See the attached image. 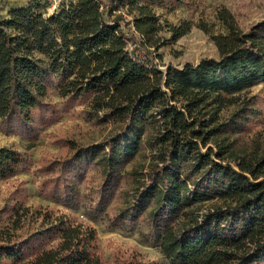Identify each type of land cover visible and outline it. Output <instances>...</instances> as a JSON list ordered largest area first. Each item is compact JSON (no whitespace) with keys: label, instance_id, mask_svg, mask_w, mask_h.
<instances>
[{"label":"trees","instance_id":"1","mask_svg":"<svg viewBox=\"0 0 264 264\" xmlns=\"http://www.w3.org/2000/svg\"><path fill=\"white\" fill-rule=\"evenodd\" d=\"M39 1L0 16V128L37 138L59 112L48 101L52 91L64 106L83 105L89 120L112 127L98 143L67 140L70 154L47 166V195L76 202L95 169L96 214L113 227L139 225L143 239L173 261L264 264V152H241L229 140L251 128V101L241 95L264 85V19L243 30L219 8L226 29L212 35L219 56L163 71L131 53L129 39L154 60V51L191 30L190 22L164 24L156 7L190 0H70L48 15ZM233 106L242 107L224 116ZM24 162L0 147V178L17 175ZM128 177L127 203L109 214ZM24 210L17 203L0 221V264H107L95 229L47 212L41 229L19 233Z\"/></svg>","mask_w":264,"mask_h":264},{"label":"rangeland","instance_id":"2","mask_svg":"<svg viewBox=\"0 0 264 264\" xmlns=\"http://www.w3.org/2000/svg\"><path fill=\"white\" fill-rule=\"evenodd\" d=\"M32 0H0V16L5 17L8 12L19 6H25ZM39 11L48 15L51 13L46 0L39 1ZM225 7L234 15L238 25L248 30L253 24L264 19V0H190L185 3L168 2L164 6H157L156 13L164 24L181 25L191 23V30L177 40H169L158 51L153 52L154 60L145 51L138 48L136 39H129L128 49L138 59L149 65H156L166 71L170 66H182L187 62L198 63L205 57H218L219 52L212 35L226 32L221 22L216 18L219 8ZM208 23L212 26L210 33L204 32L199 24ZM129 27V26H128ZM133 31V30H131ZM164 38H171V34L164 30ZM241 99H249L250 130L230 136L236 149L241 152L262 154L264 152V85H256ZM59 112L55 119L42 125L37 138L6 132L0 128V147L6 146L17 150L24 158V165L17 175L0 178V221L7 218L8 211L17 203H22L28 214L19 233L28 234L43 227L45 214L49 212L55 217H65L74 224L96 230V250L107 264H115L123 259H137L155 264H182L164 255L159 246L146 242L140 235L139 225L130 228H119L110 225L103 216L96 214L91 207L92 199L97 191L98 174L91 169L85 182L80 186L81 196L76 202L67 203L57 201L47 195L52 184L45 182L52 177L47 166L56 159L65 158L70 154L67 140H75L80 144L98 143L109 135L112 127L89 120L83 105L67 107L62 100L51 92L49 99ZM244 105V104H243ZM224 110L227 116L235 108ZM140 157L136 162H144ZM133 164L127 167L131 171ZM133 182L128 177L117 191L115 199L108 205L107 212L114 214L120 211L129 199L127 193ZM118 264V263H117Z\"/></svg>","mask_w":264,"mask_h":264},{"label":"built area","instance_id":"3","mask_svg":"<svg viewBox=\"0 0 264 264\" xmlns=\"http://www.w3.org/2000/svg\"><path fill=\"white\" fill-rule=\"evenodd\" d=\"M49 5V10L54 12L55 10L59 9L60 7L67 5L70 3V0H46Z\"/></svg>","mask_w":264,"mask_h":264}]
</instances>
